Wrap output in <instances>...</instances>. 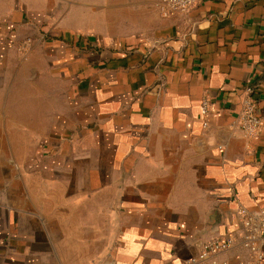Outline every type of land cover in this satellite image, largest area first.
Returning a JSON list of instances; mask_svg holds the SVG:
<instances>
[{
  "label": "crops",
  "instance_id": "obj_1",
  "mask_svg": "<svg viewBox=\"0 0 264 264\" xmlns=\"http://www.w3.org/2000/svg\"><path fill=\"white\" fill-rule=\"evenodd\" d=\"M157 2L0 0V264H250L238 210L264 209V0L168 17Z\"/></svg>",
  "mask_w": 264,
  "mask_h": 264
},
{
  "label": "built area",
  "instance_id": "obj_2",
  "mask_svg": "<svg viewBox=\"0 0 264 264\" xmlns=\"http://www.w3.org/2000/svg\"><path fill=\"white\" fill-rule=\"evenodd\" d=\"M198 0H159L158 12L162 17L174 15L177 12L185 11L193 6ZM255 90L251 87L245 89V96L242 101V110L239 114V124L243 133L247 136L255 135L259 132L261 120L255 111ZM210 101L203 97L200 102V113L204 119L207 118L210 110ZM206 125V122L203 123ZM242 230L240 238L244 247L250 253V264H261L263 251L260 245L264 242V209L249 212L244 208L238 210ZM232 236L215 238L202 244L196 256L191 257V263L201 262L214 255L228 249L234 241ZM212 264H226L224 261L212 260Z\"/></svg>",
  "mask_w": 264,
  "mask_h": 264
},
{
  "label": "rangeland",
  "instance_id": "obj_3",
  "mask_svg": "<svg viewBox=\"0 0 264 264\" xmlns=\"http://www.w3.org/2000/svg\"><path fill=\"white\" fill-rule=\"evenodd\" d=\"M157 1H158V0H156V2H157ZM157 3H158V2H157ZM144 13H145V12H144ZM144 15H146V16H147L148 14H147V13H145Z\"/></svg>",
  "mask_w": 264,
  "mask_h": 264
}]
</instances>
